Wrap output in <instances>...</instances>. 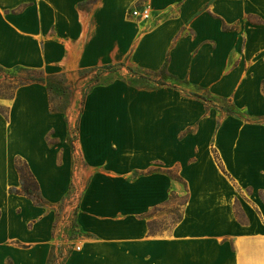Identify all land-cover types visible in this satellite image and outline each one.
<instances>
[{"label":"rangeland","instance_id":"obj_1","mask_svg":"<svg viewBox=\"0 0 264 264\" xmlns=\"http://www.w3.org/2000/svg\"><path fill=\"white\" fill-rule=\"evenodd\" d=\"M54 1L0 0V26L4 32L0 41L5 42L0 47V109L8 114L9 108L1 104L2 98L10 97L19 83L33 73L30 68L37 69L44 76L54 77L59 102L65 104L71 91L68 112L60 113L59 124L49 135L50 142L59 150L60 161L67 159L71 171L70 188L53 208L56 214L52 240L54 264L77 249L81 238L92 236L78 226L79 212H89L84 208L85 196L90 198L89 204L97 209L102 222H109L113 227L111 234L99 241L116 247L127 261L141 260L142 256L130 246L143 245L151 250L150 264H239L238 243L246 235L237 230L240 224L232 215L234 200L238 197L241 205L252 208L261 223L256 211V197L259 195L264 201V189L247 187L241 182L251 178L253 167L247 170L240 161L235 165L232 158H223L210 123L220 122L225 114L213 108L207 110L202 102L188 94L213 96L217 100L224 96L232 98L238 112L249 121L243 119L232 124L236 134L230 145H238L245 124L264 125V25H254L246 19V11L256 7L264 15V0H211L205 3L200 12L206 13L211 4L219 6L216 12L209 11L215 18L214 38L209 41L198 39L195 27L191 21L188 22L169 50L168 75L154 74L160 68L149 69L130 56L123 61L132 70L127 66L104 70L98 84L93 87L91 78L96 74L88 72L92 67L87 65L90 61L83 60L81 56L60 61L41 58L35 62L37 67L20 59L17 52L21 43L20 28H30L34 15L46 16ZM57 1L65 19L70 18V11L78 10L79 15L73 24L75 36L80 40L86 38L90 31L87 27L91 21L88 12L97 6L122 9L124 18H130L134 16L132 9L145 0ZM188 3L190 0H177L169 11L176 13ZM157 13L155 10L154 16L147 21L157 20ZM221 15L226 18L223 19L226 28H222ZM137 19L141 20L140 23H148L145 19ZM44 20L46 30L45 35L41 34V47L49 39L50 28L54 30L53 19L45 17ZM202 22L207 24L206 20ZM67 25L71 22H63L62 29L69 28ZM40 27H43L42 23ZM134 37L140 39L141 29H136ZM115 62L111 59L107 63ZM65 85L70 88L66 89ZM174 85L176 89L170 87ZM150 86L157 87V90L147 92ZM197 86L207 87L209 91ZM160 103L167 107V116L154 114ZM137 111H145L143 119H146H141L148 126L144 130L153 133L151 138L167 144L166 158L156 161L152 168L175 169L178 179L165 172L149 175L152 170H124L121 164L103 156L108 148L117 147L112 143L118 135L126 137L129 125L138 126L139 117L129 124V113L134 116ZM214 148L226 173L215 158ZM89 151L101 156L96 157L97 161H90L86 156ZM171 189L188 195L189 203L184 208L188 220L166 237L146 238L142 223L136 216L151 208L153 203L163 200ZM248 220L247 217V223ZM10 243L24 246L15 240ZM163 244L170 245L171 250L167 254L161 251ZM0 264H8V260Z\"/></svg>","mask_w":264,"mask_h":264},{"label":"crops","instance_id":"obj_2","mask_svg":"<svg viewBox=\"0 0 264 264\" xmlns=\"http://www.w3.org/2000/svg\"><path fill=\"white\" fill-rule=\"evenodd\" d=\"M176 1L145 0L141 5L149 3L152 6L150 19L154 16L155 10L158 12L157 17H155L157 20L147 21L149 19H145L148 23H140L141 20H138L136 16L124 18L122 9H113L108 5L106 7L97 6L94 10L87 11L91 18L89 25H87L90 31L86 38L79 40V37L75 36L73 24L79 15L78 10L70 11V18L65 19L64 14H62V7L55 0L48 7L46 16L45 14L34 15L32 16L34 23L30 28H20L22 35L17 52L20 53L22 62L36 67L38 64L35 62L41 58L60 61L64 58L75 59L77 56H81L83 60L90 61L87 62L89 63L87 65L93 68L107 64H125L123 60H128L132 56L134 60L149 69L162 68L166 64L167 71L171 45L188 22L191 21L195 27V36L198 39L201 37L203 40L209 41L214 38L215 18L211 16L209 11L216 12L217 7H219L216 4L208 5L206 14L200 10L205 3L211 0H190V3L178 12L169 11L170 6ZM246 12V19L249 22L254 25H264V19H262L264 15L261 14L259 8L256 7ZM221 16L222 28H226L223 20L226 18L224 15ZM45 17L53 19L54 30L50 28L49 39L41 47V34L45 35L46 30ZM254 18L257 20H253ZM205 20L207 24L202 22ZM63 22H71V25L66 26L69 28L62 29ZM41 23L43 24L42 28L40 27ZM143 27L145 30H142ZM1 28L2 26H0V38L4 33ZM137 28L141 29V37L138 40L134 37ZM63 35L65 37H62ZM23 41H26V44ZM4 43L0 41V47ZM111 59L117 62L107 63ZM103 62L105 63L99 65ZM97 84L98 82L92 84L91 87ZM170 87L177 88L175 85ZM197 87L209 91L207 87ZM156 88H147V92L151 89L157 90ZM188 95L202 102L207 110L213 108L219 113L225 114L221 117L220 122L215 124L213 121L210 123L217 145L223 151V158H232L235 165L240 161L247 170L253 167L251 178L241 180V182L247 187L263 190L264 125L245 124L240 132V141L235 147L234 143L231 145L229 143L234 139L233 135L236 134V130L231 128L232 124L243 119L245 122L249 120L242 117L238 112L232 98L219 97L220 99L229 98L236 107L237 114H228L191 93ZM1 104L7 106L9 112L7 114L0 109V248L3 253L0 256V262L3 263L6 259L8 264H54L55 251L52 240L56 214L53 208L63 199L70 188L71 171L67 159L64 162L60 161L59 150L55 144L50 142L49 135L55 131L57 124H59L60 113L63 112L51 110L49 91L45 82L41 81L20 84L12 96L2 98ZM156 107L159 110L156 108L154 114H159L160 117L167 116L166 106L160 103ZM130 114L129 124L136 122V117H139L138 126L129 125L126 137L120 138L118 135L117 140L112 143L117 147L108 148L105 153H102L103 156L109 157L113 163L121 164L124 170L147 169V171L152 170V172H148L149 175L165 172L171 178L178 179L179 175L175 173V169L152 168L156 161L166 158L167 144L161 140L152 139L153 133L144 130L148 128L142 122L145 111H137L134 116ZM94 140L97 141V137ZM118 140L119 144L117 143ZM229 150L232 151L229 153ZM213 152L220 168L226 173L217 149L214 148ZM86 156L90 161H97L96 157L98 159L101 154L89 151L86 152ZM17 159L28 164L38 181L41 195L47 202L46 204H36L27 195L11 191V188L21 187L20 174L16 168ZM238 191L241 192L240 189ZM172 194L185 199V203L181 206L182 218L169 228L158 227L151 231L149 221L166 215L161 208L167 206L166 203ZM256 198V211L258 218L262 221L261 223L257 220L252 208L241 205L238 197L234 200V214L232 215L235 220H239L238 223L240 224L237 230L246 235L238 243L239 264H264V201L259 195ZM89 202L90 198L85 196L84 208H88L89 212H79L77 220L78 226L84 231H89L92 236L81 238V244L77 245L79 248L77 247L68 256L63 257L57 264H150L151 250L143 245L130 246L142 256V259H128L130 261H127L120 256L116 247L100 242L103 237L111 234L113 227L111 228L112 225L110 226L109 222H102L103 219L97 215V209L93 208ZM187 203H189L187 194L171 189L163 200L153 203L151 208L138 214L136 219L142 223L144 236L146 238H161L173 233L175 227L188 220L184 209ZM153 212L155 213L151 214ZM12 240L24 246L11 244L10 241ZM1 244L4 245L1 246ZM170 250L169 244H163L161 247V251L165 254Z\"/></svg>","mask_w":264,"mask_h":264},{"label":"trees","instance_id":"obj_3","mask_svg":"<svg viewBox=\"0 0 264 264\" xmlns=\"http://www.w3.org/2000/svg\"><path fill=\"white\" fill-rule=\"evenodd\" d=\"M118 66H127L130 70L132 68L128 65H125L124 63H118V64H107V65H101L97 67H93L88 69V72H95L96 77L91 78L93 83L95 84L99 80V76L101 72L104 70H107L109 68H114ZM31 73L29 76H27L20 84L28 83L31 81H41L45 82L47 89L49 91V101H50V108L53 112H63L66 113L71 105V91H69L67 96V102L63 104L61 101L57 99V87L55 86V81L53 76H44L42 73L37 72V69H29ZM37 72V75H34V73ZM97 72V73H96ZM154 74H161V75H168L166 71V64L160 68L157 72ZM158 84H164V82L157 81ZM18 85V84H17ZM17 87V86H15ZM154 87V86H150ZM65 88H70L68 85H65ZM15 89V88H14ZM14 92L11 93L10 96L13 95ZM86 93V91H85ZM84 93V95H85ZM192 95L202 99L203 101L215 105L219 109H222V111H225L228 114H237L236 113V107L231 103L229 98H221L220 100L214 99L213 96L210 97H203L201 95L192 93ZM83 99L84 100V96ZM83 103V101H81ZM217 102V103H215ZM16 168L20 174V180H21V187L20 188H11L12 192L19 193V194H25L28 197H30L36 204H46L47 202L43 199L38 181L36 180L35 176L31 172V170L28 167V164L21 160L17 159L16 161ZM185 203V199L183 197H178L175 194H172L165 207L161 208L162 212H165L166 215L162 216L160 222H157L158 219H152L149 221V228L151 231H154L155 228H169L171 225L175 224L177 221H179L182 218V212H181V206ZM155 212L151 213L154 214Z\"/></svg>","mask_w":264,"mask_h":264},{"label":"built area","instance_id":"obj_4","mask_svg":"<svg viewBox=\"0 0 264 264\" xmlns=\"http://www.w3.org/2000/svg\"><path fill=\"white\" fill-rule=\"evenodd\" d=\"M132 14L141 19H149L152 15V6L149 3H145L139 7H134ZM77 247L79 248V246Z\"/></svg>","mask_w":264,"mask_h":264}]
</instances>
